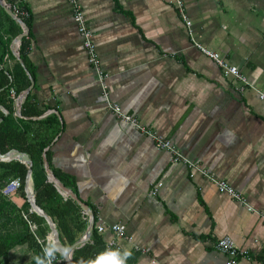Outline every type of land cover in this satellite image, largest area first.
I'll return each instance as SVG.
<instances>
[{
    "label": "crops",
    "instance_id": "0c3cea01",
    "mask_svg": "<svg viewBox=\"0 0 264 264\" xmlns=\"http://www.w3.org/2000/svg\"><path fill=\"white\" fill-rule=\"evenodd\" d=\"M2 3L29 14L30 93L39 109L47 108L40 118L55 114L60 121L49 170L73 179V193L96 226H104L112 249L136 254L134 264H225L214 245L227 237L243 253L238 264H264V0H78L109 101L242 201L172 161L108 110L69 0H2L5 19ZM196 45L237 67L245 89ZM29 186L33 192L31 179ZM24 194L18 190L8 200L23 214L34 213ZM112 225L124 226V233L115 235ZM34 257L20 245L0 262L35 264Z\"/></svg>",
    "mask_w": 264,
    "mask_h": 264
},
{
    "label": "trees",
    "instance_id": "16d2710c",
    "mask_svg": "<svg viewBox=\"0 0 264 264\" xmlns=\"http://www.w3.org/2000/svg\"><path fill=\"white\" fill-rule=\"evenodd\" d=\"M23 22L29 26V17ZM19 34L20 27L11 18L5 16L4 19L0 16V107L7 111V114H4L0 109V153L6 154L14 150L27 155L31 160L30 179L35 204L51 218L61 245L68 248L86 231L88 217L75 201L61 195L54 184L47 179L43 156L49 163L51 144L61 130L57 115L50 114L40 118L47 108L39 109L31 93L28 94L21 106L22 118L15 115L16 97L30 86L28 75L10 52L11 41ZM26 50L27 42L23 38L19 47V57L33 80L34 70L26 64ZM8 61L13 63L12 67H9ZM11 92L14 94L12 95ZM47 148L48 150L45 151ZM50 170L66 188L76 194L73 179L69 180L67 176ZM26 172L25 165L17 160L0 161V182L4 183L13 178H20L22 180L20 191L23 198L25 197L24 177ZM26 208L29 209L28 203L25 204ZM29 222L36 225L35 236L45 240L50 231L45 220L34 213L29 214L28 211L23 214L21 209L8 198L0 195V260L11 248L20 245H27L35 252L36 256L42 254L41 246L30 231ZM107 249L109 248L102 234L96 232L94 216V228L91 236L86 243L73 250L72 263L78 264L81 259H95L98 254ZM57 257L63 258L59 253ZM135 258L136 254L132 253L127 264H134Z\"/></svg>",
    "mask_w": 264,
    "mask_h": 264
},
{
    "label": "built area",
    "instance_id": "2783aa9c",
    "mask_svg": "<svg viewBox=\"0 0 264 264\" xmlns=\"http://www.w3.org/2000/svg\"><path fill=\"white\" fill-rule=\"evenodd\" d=\"M69 2L71 5V8H72L73 20L76 24L77 31H78L81 39H82V45H83L84 51H85L86 56H87V63L95 72L96 79L98 80L101 91H102V98L104 99V101L106 103V107L108 108V110H110L111 113H113V115L117 119H119L120 121L127 123L129 125H132L140 133L147 136L152 141V143L154 144V146L157 149L165 150V151L169 152L171 157H172V161H174L175 163H179V162L186 163L187 167L191 168L192 172H197V173L203 175L205 178L208 179V181L213 183L220 192L228 194L232 199H234L236 201H242L241 195L239 193H237L236 191H234L231 187H229L225 182L215 179L210 174H208L205 170L200 168L198 165L191 163L189 161H186L182 157L180 152L171 144V142L169 140L164 139L163 137L157 135V133L152 131L151 129L142 126L135 117H132L130 115L123 113L121 111V108L117 104L111 103L109 101L108 94H107V86L105 84V80L107 78V75L102 71V69L100 67L99 57H98V54L96 52V49H95V46H94V43L92 40L93 39V33L87 26L85 16H84V12L82 11L80 5L78 4V0H69ZM176 6L178 9V13L180 14V17L185 22V25L187 27H190L191 23L184 13L182 4L177 1ZM7 8L10 10V12L14 16H16L21 21H24L25 19H27L29 17L28 12L26 10L21 9L17 4H10L7 6ZM196 47L204 55H206L208 58H210L211 60L214 61V63L219 67V69L221 70V73L224 76H226V77L231 76V77L239 80L242 83V86H240L241 91L243 89H245L244 87L247 85V81H246L245 77L240 73V71L237 67L230 66L217 53L210 52V51L204 49L200 45H196ZM11 94L13 95L14 93L11 92ZM260 99H264V96L260 95ZM21 186H22V180L20 178H13V179H10L4 183L0 182V195H2L3 197L9 198L13 194H15L18 190H20ZM159 186H161V184H159L158 187ZM249 210H251V209H249ZM259 216L264 222V212L259 213ZM29 228H30L31 233L36 238V241L41 246V250L46 245L52 244L51 238L49 235L46 236L45 240H41V239L37 238V236H35V232H36V225L35 224L29 222ZM121 229H122V231H121ZM104 231H105V228L103 225L100 224V225L96 226V232L98 234H102V233H104ZM109 231H111L115 235L119 236V235L124 233V226L112 225L111 227H109ZM43 242H45V243H43ZM113 246H114V242L109 241L107 243L108 248H112ZM214 247L218 252L222 253L225 256V258H226L225 264H238L239 258L243 255V253L238 249V247L235 245V243L230 238H227V237L217 241L215 243ZM58 259L59 258L56 256V259L53 262V264H56L58 262Z\"/></svg>",
    "mask_w": 264,
    "mask_h": 264
},
{
    "label": "water",
    "instance_id": "95a60500",
    "mask_svg": "<svg viewBox=\"0 0 264 264\" xmlns=\"http://www.w3.org/2000/svg\"><path fill=\"white\" fill-rule=\"evenodd\" d=\"M2 0H0L1 2ZM2 8L5 10V12L7 13V15L13 19L21 28V34L18 35L12 42V46H11V51L15 57V59L19 62V64L22 66V68L24 69L25 73L28 75L29 79H30V86L25 89L24 91H22L15 99V115L19 118H22L21 116V106L24 102V100L26 99V97L28 96V94L30 93L32 86H33V81L31 79L30 74L28 73L26 67L24 66V64L22 63V61L20 60L19 57V45H20V41L27 36L28 34V27L26 26V24L19 20L16 16H14L10 10L3 5V3L1 4ZM0 109L3 111L4 114H7V111L5 109H3L2 107H0ZM1 122V119H0ZM48 150L45 149V151ZM12 160H17L21 163H23L27 169L26 175L24 177V189H25V193L27 196V199L30 203V207L32 209V211L42 217L46 224L49 227V236L51 238V243L55 244L58 248L61 249V251H63L64 247L61 245L59 238H58V233L56 230V227L54 225V223L52 222L51 218L45 214L36 204H35V199H34V194L33 192L30 190V176H31V171H32V163L31 160L28 158L27 155L23 154V153H19L17 151H9L6 154H1L0 153V161L3 162H8V161H12ZM43 163H44V169L46 171L47 174V179L49 182L53 183L54 186L56 187V189L58 190V192L69 198L72 199L73 201H75L81 208L82 212L88 217V226L86 231L84 232V234L80 237V239H78L73 245H71L70 247L67 248L66 252H63V255H61L65 261L66 264H73L72 263V253L74 249H77L78 247L82 246L84 243H86L92 233V230L94 228V215L91 212L90 208L83 202L81 201L74 193L72 190L66 188L54 175L53 173L49 170L48 167V162L46 160V158L43 156Z\"/></svg>",
    "mask_w": 264,
    "mask_h": 264
},
{
    "label": "clouds",
    "instance_id": "9594fccd",
    "mask_svg": "<svg viewBox=\"0 0 264 264\" xmlns=\"http://www.w3.org/2000/svg\"><path fill=\"white\" fill-rule=\"evenodd\" d=\"M122 231V229H121ZM67 248L61 251L55 244H48L42 249V254L34 257L35 264H53L57 254L63 255ZM132 257V252L128 249L112 250L111 248L98 254L95 259H81L78 264H127V261Z\"/></svg>",
    "mask_w": 264,
    "mask_h": 264
}]
</instances>
